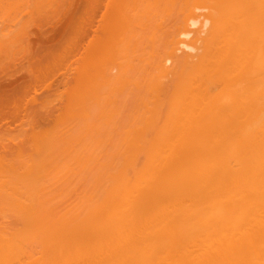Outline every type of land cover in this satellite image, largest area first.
<instances>
[{"label": "bare ground", "instance_id": "bare-ground-1", "mask_svg": "<svg viewBox=\"0 0 264 264\" xmlns=\"http://www.w3.org/2000/svg\"><path fill=\"white\" fill-rule=\"evenodd\" d=\"M102 1L0 0V264H264V0Z\"/></svg>", "mask_w": 264, "mask_h": 264}, {"label": "rangeland", "instance_id": "rangeland-1", "mask_svg": "<svg viewBox=\"0 0 264 264\" xmlns=\"http://www.w3.org/2000/svg\"><path fill=\"white\" fill-rule=\"evenodd\" d=\"M59 1H60V2H59ZM59 1L57 0V2H54V4H53V5H54L53 7H54V9H55L57 15H60V12H59V14L57 13V12H58V11H57V7H59V5H60L63 1H65V0H59ZM73 1H74V2L71 4L72 0H71V2H70V0H68V1L66 0V5L63 6L61 9H63V11H65V10L68 11L69 14H75V13H77L78 11H82L83 8H82V10L80 9V8L82 7L81 4H83V3L85 2V0H83V1H82V0H79L80 2L78 1V2H77V5H76V1H77V0H73ZM103 1H104V4L102 5V7H100V10L104 12V11H105L104 6H105L106 3L108 2V0H103ZM103 1H102V2H103ZM59 3H60V4H59ZM69 3L71 4V6L69 5L70 8L72 7V9L75 10L74 12H73V10L70 12L71 9H69V7H67ZM55 5H56V6H55ZM39 6H40V10H39V12H36V13L33 12V14H29V13H27L26 10H22V11H19V12L14 13V14H10L9 16H12V17H14V16H19V18H21V20L27 19V17H28V18H35V20H36V21L34 20V21H35V24H36V23L38 24L39 22H42L41 20H44L43 18H44L46 15L49 14V13L46 14L45 12L42 11V8H43L42 6H43V5H39ZM53 7H52V9H53ZM55 7H56V8H55ZM75 8H77V9H75ZM45 9H46V7H45ZM67 9H68V10H67ZM58 10H59V9H58ZM76 10H77V11H76ZM60 11H61V10H60ZM63 11H62V12H63ZM66 11L63 12L64 15H65V14H68V12H66ZM101 11H99V12H100V14H99V16H98L99 18L102 16L101 14L103 13V12H101ZM62 12H61V15H63ZM72 12H73V13H72ZM201 12H203V10H201ZM25 13H26V14H25ZM50 13H51V12H50ZM54 13H55V12H54ZM78 13H79V12H78ZM78 13H77V14H78ZM15 14H18V15H15ZM39 14H41V15H39ZM52 14H53V13H52ZM52 14H51V15H52ZM27 15H29V16H27ZM32 15H35V16H32ZM57 15H54V17H56ZM23 16H24V18H23ZM39 16H40V17H39ZM52 16H53V15H52ZM37 21H39V22H37ZM5 24H6V25H5ZM7 24H9V25L11 26L12 22H9V23L4 22V24L0 22V25H1V26L4 25V28H5V27L10 28V26L7 25ZM12 25H13V24H12ZM33 25H34V24H32L31 30H33V31H37V27L34 25V26H35V29H34ZM46 28H47V27H46ZM47 29L50 31V28H49V27H48ZM47 29H46V30H47ZM48 30H47V31H48ZM16 48H18V47H16ZM37 48H41V47H37ZM48 48H50V47H48ZM41 49H44L45 52L47 51V47H43V48H41ZM81 51H82V50H81ZM78 54H79V52H78L76 55L78 56ZM76 55H75V56H76ZM36 56H37V55H36ZM36 56H35V57H36ZM79 56H80V54H79ZM79 56H78V57H79ZM35 57H34V58H35ZM78 57L73 58V56H72V59L75 60V59H77ZM75 63H76V62H75ZM75 63H74V64H75ZM62 68H63V67H62ZM62 68H61V67H60V68L58 67L57 70H56V73H58V77H59V78H58V81H56V82H59V79L61 78L60 76H61V74H63ZM58 69H59V71H62V72L60 73V72L58 71ZM56 84H57V83H56ZM60 88H62V86H61ZM44 93H45V92H41V95H44ZM57 104H60V103L57 102ZM16 121H17V120H16ZM16 121L13 122V126H12V127H14L15 125H18L17 127H20V122H19V121L16 122ZM15 127H16V126H15ZM79 192H80V190L77 191V193L79 194V197H80V193H79ZM73 193H74L75 195H78V194H76V191L73 192ZM73 193H72V194H73ZM74 194H73V195H74ZM71 196H72V195H71ZM79 197H78V198H79ZM72 198H73V196H72ZM72 198L70 197V199H72ZM78 198H77V199H78ZM69 202H71V201H69ZM74 202H76V200L73 201V202H71V203H74ZM71 203H69L68 205H70Z\"/></svg>", "mask_w": 264, "mask_h": 264}]
</instances>
